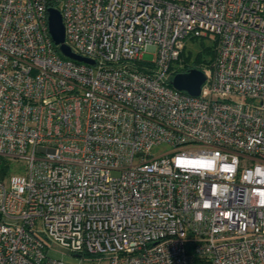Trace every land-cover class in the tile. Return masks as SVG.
I'll return each instance as SVG.
<instances>
[{
	"label": "built area",
	"instance_id": "1",
	"mask_svg": "<svg viewBox=\"0 0 264 264\" xmlns=\"http://www.w3.org/2000/svg\"><path fill=\"white\" fill-rule=\"evenodd\" d=\"M48 7L92 64L60 53ZM207 35L199 94L176 90ZM45 240L94 264H264V0H0V264H81Z\"/></svg>",
	"mask_w": 264,
	"mask_h": 264
},
{
	"label": "water",
	"instance_id": "2",
	"mask_svg": "<svg viewBox=\"0 0 264 264\" xmlns=\"http://www.w3.org/2000/svg\"><path fill=\"white\" fill-rule=\"evenodd\" d=\"M47 24L51 39L58 46L60 53L75 61L92 64L93 60L74 53L65 43L64 24L61 14L57 8H47ZM206 79L204 72L197 68H192L187 72L176 73L171 79L173 88L185 91L190 95L196 96L200 92V87Z\"/></svg>",
	"mask_w": 264,
	"mask_h": 264
},
{
	"label": "trees",
	"instance_id": "3",
	"mask_svg": "<svg viewBox=\"0 0 264 264\" xmlns=\"http://www.w3.org/2000/svg\"><path fill=\"white\" fill-rule=\"evenodd\" d=\"M164 1H175V0H164ZM49 4H53L50 2ZM204 39L206 42L210 43V45L203 44L202 50L198 51L193 59L190 60L191 52L187 50V47L182 51L180 55V59L177 61V64L173 66L174 71L172 75L176 73L185 72L192 68L203 69L205 65H211L214 61L216 55V41L213 36L207 35L202 38H193L192 41L200 40L202 43Z\"/></svg>",
	"mask_w": 264,
	"mask_h": 264
},
{
	"label": "rangeland",
	"instance_id": "4",
	"mask_svg": "<svg viewBox=\"0 0 264 264\" xmlns=\"http://www.w3.org/2000/svg\"><path fill=\"white\" fill-rule=\"evenodd\" d=\"M207 40L204 39V42L202 43L200 40H195V41H190L188 42L187 50L191 52V57L190 60L193 61L196 53L200 50H202V46L205 45H210V43L206 42ZM151 50V48H150ZM144 60L146 61H152L153 59V53L149 52L144 54L143 57ZM45 250L47 253L52 256L53 258L56 259H62L64 261L68 262H81V264H94L93 258L89 255H83L81 256H76L72 254H68L66 250H64L62 247H60L58 244L50 241V240H45Z\"/></svg>",
	"mask_w": 264,
	"mask_h": 264
}]
</instances>
